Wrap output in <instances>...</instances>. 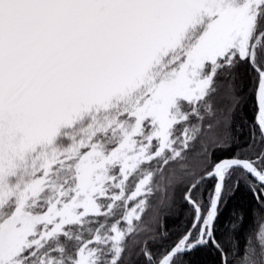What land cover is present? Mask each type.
I'll list each match as a JSON object with an SVG mask.
<instances>
[{
  "label": "snow or ice",
  "instance_id": "obj_1",
  "mask_svg": "<svg viewBox=\"0 0 264 264\" xmlns=\"http://www.w3.org/2000/svg\"><path fill=\"white\" fill-rule=\"evenodd\" d=\"M202 256L264 264V0H0V264Z\"/></svg>",
  "mask_w": 264,
  "mask_h": 264
},
{
  "label": "trees",
  "instance_id": "obj_2",
  "mask_svg": "<svg viewBox=\"0 0 264 264\" xmlns=\"http://www.w3.org/2000/svg\"><path fill=\"white\" fill-rule=\"evenodd\" d=\"M240 202L245 204V206L247 205V202L244 200H241ZM254 214H256L255 210H254ZM169 227L170 228L174 227V224L172 223V221H169ZM209 262H210V257L202 256V257L197 258V264H209Z\"/></svg>",
  "mask_w": 264,
  "mask_h": 264
}]
</instances>
